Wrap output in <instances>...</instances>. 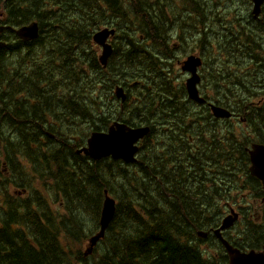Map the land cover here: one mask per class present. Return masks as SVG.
I'll list each match as a JSON object with an SVG mask.
<instances>
[{
  "label": "trees",
  "instance_id": "1",
  "mask_svg": "<svg viewBox=\"0 0 264 264\" xmlns=\"http://www.w3.org/2000/svg\"><path fill=\"white\" fill-rule=\"evenodd\" d=\"M4 1L0 0L2 11L12 27L32 21L47 27L45 20L53 18V26L59 28L49 31L53 37L46 34L28 44V49L15 37L16 51L8 46L0 50V264H230L226 252H219L222 258L218 260L215 250L204 251V237L199 236L221 225L230 200L246 201L242 193L229 194L216 188L211 175L227 178L225 171L235 164L236 156L246 157V176L251 175L248 150L246 155L237 151L228 134L220 139L225 145H218L215 136L204 129L192 147L184 135L186 130L178 125L174 143L163 139L155 153L147 143L154 135L150 132L140 144L137 162L130 165L112 158L94 160L80 151L93 133L106 131L115 120L114 114L102 112L95 95L101 87V65L99 47L93 43L98 31L93 22L115 28L113 49L125 50L121 65L130 68L134 55L131 71L108 66L107 78L113 83L108 88L113 89L115 80L124 74L123 85L153 90L150 102L144 94L145 103L136 113L142 115L137 120L144 123L131 122L125 114L128 119L123 121L130 126L137 123L133 127H151L148 113L160 110L159 117L165 120L168 110L181 109L186 99L184 88L176 86L177 80L170 74L174 67L166 68L155 60L160 51L163 55L175 46V52H187L198 46L204 55L206 49L217 45L219 61L236 66L246 60V46L252 56L261 47L263 36L253 15L246 13L242 23L238 22L239 29L224 39L212 34L213 8L205 9L207 4L202 9L191 6L190 12L186 0H89L88 9L85 0H62L58 9H65L63 16L56 13L55 0ZM253 22L258 23L257 30L248 29ZM42 42L47 45L44 49ZM57 44L65 52L62 77L70 78L72 88L75 85L67 95L64 90L56 91L62 87L54 65ZM85 46L89 49H83ZM67 53L73 54V60L66 58ZM173 55L179 62L178 53ZM208 56L205 63L212 80L205 87L213 90L215 84L222 83L220 91L235 96L233 85H242L239 72L225 65L211 66L212 52ZM121 57L120 53L115 61ZM248 80L250 97L260 94L252 89L253 79ZM44 83H49L47 95L38 98ZM236 101L240 109L246 106V111H254L246 115V121L261 125L263 130L264 103L256 107L240 104L241 98ZM68 106L73 114L67 112ZM64 112L68 116L65 124L61 122ZM180 128L181 141L177 138ZM252 129L246 128V147L264 138L260 132L250 133ZM171 146L176 149L174 159L165 153ZM238 174L229 176L231 183H238ZM106 192L116 201V214L104 237L86 255L84 245L100 233ZM256 196L264 201V194ZM250 217L246 213V229L242 231L246 244L240 247L258 251L264 246V209L257 215L258 221ZM219 248L224 250L221 245Z\"/></svg>",
  "mask_w": 264,
  "mask_h": 264
},
{
  "label": "flooded vegetation",
  "instance_id": "2",
  "mask_svg": "<svg viewBox=\"0 0 264 264\" xmlns=\"http://www.w3.org/2000/svg\"><path fill=\"white\" fill-rule=\"evenodd\" d=\"M8 0H5L4 3H6ZM56 4H54L55 7V11L56 13H58L60 11V16L65 15V9L63 7L58 9V6H62V0H55ZM252 1L253 0H249ZM84 7L86 9H88L90 2L89 0H85L83 1ZM252 2H249L246 5V13L249 14V16L252 14V9H251V5ZM65 4V3H63ZM239 4V3H235L234 0H229L226 5H225V9L226 11H229L231 7H233L234 5ZM262 8V9H261ZM261 10V14L259 16V18H255L253 16V19L259 23V28L261 30L262 36H263V40H262V44L260 49H257L258 51V55L255 58H258L259 60L257 61H250L249 59L252 58L250 52L251 49H249V47L246 46V49H244V54H243V58L246 54V60L243 59L242 62L238 63L236 66L233 63H229V62H220L218 59V55H217V49H213L212 51V64L211 66L214 67H219V65H225L227 67H230L231 69H236L239 72V76L242 79V85H233V88L235 89L236 93L234 94L235 96H231V94L225 93L220 91V93L218 92H212L213 90H209L211 89L210 87H205V85L207 84L208 81L212 80V78H210L209 73H207V64L205 63V56L203 55V51L202 49H199V47L197 46L196 49H194V51L192 50H187L184 51H179V52H175L178 53L180 57V61H175L174 59V55H167L166 53H170L169 51H166L163 53V55H161V51L158 57H155V60H157V63L160 65L162 64L163 66H167L168 68H173V70L175 69V72H173V79L175 80H179L177 78V75L180 74L181 78L185 79V81L187 80V78L190 76L188 73H185L182 71V64L184 63V61L192 55L198 56L200 58H202L203 60V65L202 67L198 70V73L201 77V83L198 86L199 91L201 92L202 90L205 91L206 96H210L212 97L211 99H207L205 104H198L195 102H192L191 107H193L191 110H188L186 108V106L182 107L181 109L177 110V112H179L180 114V118H175L174 115L172 117V119L184 130L187 129V127L194 129L196 131L198 130V126H203L204 129L207 131V133H210L211 135L215 136V138L219 141L218 145H225V143L221 142L220 139L222 138L223 134H228V138L232 139V142L230 144H232V146L237 149V151H241L243 150L245 155H246V150H248V154H249V158H250V151L252 150V147L254 144H261L264 145V138L260 139L258 141L255 142H251L249 144L248 147H246V129L241 132L239 130H237V127L235 126L236 124H239L241 122H246V128H253L254 130H251L250 133L257 135V132L261 133V136L264 137V130L261 129V125H256L253 126L251 124H249L246 121V115H248L249 113H252L254 111H246V106L244 109H240L237 106V109L234 108V100L235 98H241L244 97V94L246 93V83H249L248 79H253V86L252 89L258 93H262L261 95V99H260V103H264V0L261 4V7L259 9V13ZM6 11V10H5ZM7 12V11H6ZM214 13V14H213ZM212 24H213V32L212 34L217 35V37L222 36L225 38H228V35L234 34V30L229 23H227L226 21H220L218 18V11L212 12ZM6 18L7 15L6 13H4L2 11V5L0 4V27L3 28L2 32H0V43L2 42V40H5L4 42L7 43V46L10 47L11 51H16V47H15V40L14 38H18L22 43H24V47H26L27 49L30 48L28 46V44L34 43L35 41H37L39 38H42L44 35H49L51 36L52 34L49 32L50 30H54L57 31V29L59 28L58 25L53 26L52 24V19L49 22L48 19L45 20V24H47V27H44L43 24H41L38 21H32L30 23H28L27 25L21 26V27H17L16 29L13 28L12 26L8 25L6 23ZM38 23L39 26V37L33 41H24L22 39H20L17 36V31L19 29H21L22 27L28 26L31 23ZM242 23V22H241ZM257 23V24H258ZM102 28H107L106 24L103 23V26H101ZM252 28L250 26H248V29ZM114 29V28H113ZM253 29V28H252ZM53 37V36H51ZM115 40L117 39V36H114ZM112 42V39L110 40ZM56 42H59V37H56ZM7 47V49H8ZM40 48V47H39ZM34 49H38L37 46H35ZM76 49H81L80 47H77ZM83 49H89L88 46L83 47ZM99 49V52L102 51V49ZM25 50V49H24ZM61 49H59V45L57 44V46L55 47L54 50V55L56 57V62L54 63L55 67H56V76H57V80L59 83L63 82L64 79L62 77L63 75V71L62 68L65 67L66 63L64 61V57H65V52H61ZM114 52V49H113ZM67 55H69V53H67ZM72 57L68 58L71 60H73V54H71ZM118 55H120V53H118ZM248 56V57H247ZM247 60H249V62H246ZM101 65V64H100ZM111 65H116L114 61L109 62L107 64L106 67H103L101 65V87L100 89H104L106 90V92L111 95L112 98H114L115 102H118L119 104H115L117 106H120V108L125 111V108L127 107V101L133 96L137 94L138 89L136 88L137 85L136 84H125L123 85V83L121 81H119V79H116L114 83H116V85L114 86L113 89H109L108 88V84H113L112 81L110 79H108V71L107 68L108 66ZM177 66V67H176ZM166 67V68H167ZM246 68V69H244ZM218 71H216L215 73H217ZM223 72V71H220ZM170 74H172V72H170ZM262 75V78H259V76ZM226 77V76H225ZM68 88H65V86L61 87L60 90H58L57 92H61L64 90V92L68 93ZM121 88L124 91V95L126 96V100L123 101L122 98H119L117 96V92L118 89ZM67 91V92H66ZM72 91V90H71ZM85 93L87 94L89 92L88 88L85 90ZM137 96V95H136ZM135 96V98H136ZM185 102V101H184ZM223 102V104L221 103ZM114 104V103H113ZM211 106L214 107H218V108H222L226 111H228L230 113V117L229 118H221L218 119L216 118L213 113H212V109ZM124 107V108H123ZM68 111H71L70 106L67 107ZM123 121V120H121ZM254 121H256L254 119ZM264 128V127H263ZM259 130V131H258ZM245 131V132H244ZM204 134L202 132H200L196 138H194L193 140L190 139V137L184 133V135H187L189 140H190V145L191 146H196V143L194 142L197 139L201 138V135ZM243 161V164H240V162ZM233 162L235 163L233 166H228L229 168H227V170L225 172H227V178H225L223 175L220 176L218 173H213L211 172V175L213 177V181H215V187L220 189V190H224L223 187H226L227 190H224L225 192H228L229 194L232 193H238L237 191H243L246 192V189L250 190L252 194H254V192L256 194H264L263 191V187L261 182L253 177L252 175L249 174V176H246V157L242 160L240 159L238 156H236L233 159ZM251 164L249 165L250 168ZM213 171V170H212ZM224 172V173H225ZM234 172H238V176L236 180L238 183L235 182H230L231 178L229 177L230 175H233ZM245 172V173H244ZM220 176V177H219ZM227 181V182H226ZM246 181L254 184L255 187H253L251 184H247L246 185ZM218 182H221L222 184H218ZM207 189H209L210 187H206ZM246 196V195H245ZM237 209V210H236ZM232 211H236L238 213V215H240V219L243 218L244 215H246V212H249L250 210L246 209V205L236 208L234 206H231L228 210V212H232ZM231 230L224 232V237L235 247L239 248L241 250V243H238L237 238L231 239L229 236L231 235ZM239 240L241 241H246V239L244 238H240L238 237ZM210 245L212 246H220V242L217 240V238L210 233L208 237H206L205 239H203V246L202 249H208L210 247ZM243 250V249H242Z\"/></svg>",
  "mask_w": 264,
  "mask_h": 264
},
{
  "label": "rangeland",
  "instance_id": "3",
  "mask_svg": "<svg viewBox=\"0 0 264 264\" xmlns=\"http://www.w3.org/2000/svg\"><path fill=\"white\" fill-rule=\"evenodd\" d=\"M127 1V0H126ZM205 2H203V0H186V3H187V8L190 9V12H192V9H191V6H194L195 8L199 7L202 9V5L204 4H207L206 8L207 9L208 7H211L213 8L214 12L216 13L218 11V18L220 21H226L227 23L230 24V26L233 28V29H239V24L238 22L241 23V21L245 18L246 16V5L249 3V2H252V1H249V0H243V2L239 3V4H236L234 5L233 7L230 8L229 11H226L225 9V5L224 4V1L225 0H204ZM127 8H130L129 6ZM181 8V6H179V9ZM74 14V12L72 13ZM61 20H62V23L65 21V19L63 17H61ZM68 21V25L70 26L71 24V19L67 20ZM96 30L100 31H104L106 29L102 28L101 25H99L98 23L96 22H93ZM250 27H252L254 30H257L258 29V24L253 22ZM114 27H111L109 30H115V28L113 29ZM108 29V28H107ZM115 32V31H114ZM170 34V33H168ZM73 37V35H72ZM120 38V37H119ZM112 39V38H111ZM126 38L123 37V40H125ZM46 42V41H45ZM108 43L112 46V48L114 47V45L112 44V42L109 40ZM107 43V44H108ZM213 43H216L215 40H213ZM47 45L42 42L41 43V49H44L46 48ZM174 49H170L168 50L170 53H172V55L175 53V46H173ZM213 49H219L217 47V45H214L212 47H210V49H206L204 51V56L206 59L209 58L208 56V53L209 52H212ZM139 52V51H137ZM118 53H121L122 54V57L120 58L119 62H116L115 61V58L118 55ZM124 54H125V50L124 49H114V52L112 51V54L110 56V58L108 59L109 62H112L114 61L115 64L120 67L124 72H127V70H132L133 68H131V61H132V58H134V55L131 56V59L129 61V65H130V68L127 67L126 65H121L123 59H124ZM184 54V52H183ZM182 54V55H183ZM251 54V52H250ZM178 55V58L182 57ZM257 55H258V51H257ZM257 55L255 56H252V58H255L257 57ZM72 57L71 54L67 55L66 58H70ZM248 57V56H247ZM87 61V60H85ZM246 62H249V60H247ZM101 64V63H100ZM102 65V64H101ZM91 66V64H90ZM103 66V65H102ZM167 67V66H166ZM168 68V67H167ZM246 69V68H244ZM174 72H175V69H174ZM176 73V72H175ZM172 76H173V73H172ZM119 77V81L121 82H125V76L124 74H121L118 76ZM263 76L260 75L259 78H262ZM177 78L179 79L178 81L175 82V85L176 86H180V87H183L184 88V93L186 94V99H185V102L183 104V107L186 106V108L188 110H191L193 107H191V104H192V101L188 95V91L186 89V85H184L185 83V79L181 78V75L178 74L177 75ZM70 78L67 77L65 78L64 77V81L59 83V86H65V88L69 87L68 88V92H71V90L74 88H72V84L70 82ZM187 83V82H186ZM49 85V83H44V84H41V90L40 92L36 95V97L40 98L41 96L43 95H47L46 91V87ZM67 85V87H66ZM217 87L213 89L212 92H215V89H217L218 91H220L221 87H222V83L220 84H215ZM56 87H54L55 89ZM85 90L87 89V85L85 86L84 88ZM56 91H58L56 89ZM222 92H224L223 90H221ZM246 91V90H245ZM220 93V92H218ZM144 94H145V98L150 102L151 98L154 96L153 94V90L151 91H142V90H138L137 91V96L136 95H133L126 103H127V107L125 108V111H123L120 106H117L115 104H119L118 102H115L114 98L111 97V95H109L106 90L104 89H99L95 95H96V98L98 99V101L100 102V107L102 108V112L103 113H112L114 114V118L115 120L112 121L111 125L107 128L106 131H109V129L113 126H115V124H121V122H119V120H127L128 117H130V120L131 122H134L137 120V118H139L140 116L142 117L141 114H136L138 112V109L142 110V104H144ZM200 95L207 101V99H211L212 97L210 96H206L205 94V91L202 90L200 92ZM261 95L262 93L258 94V95H255V96H251L250 97V94L248 92H246L244 94V97H241V101H239V103H244L245 105L246 104H249L251 106H256V107H261V105L263 103H260V99H261ZM136 96V98H135ZM250 97V98H249ZM162 101V100H161ZM114 103V104H113ZM223 104V102H221ZM240 103V104H241ZM234 108L237 109V106H238V101H236L234 104ZM161 106V103L159 104V107ZM124 108V107H123ZM145 108V107H144ZM126 110L128 111L129 114H126ZM69 114H73L74 111H67ZM130 115L128 117H123V115ZM159 114H160V110H155L153 111L152 114H149L148 113V119L150 121V126L152 127V131L154 133V135L152 136L151 138V141H148V147L153 149V151L151 152H155L157 153V146L159 145V143L163 140V139H168V143L167 144H172L174 143V139L176 140V134L177 132L175 130H178L179 129V126L178 124L172 119L173 115L175 118H180V114L179 112L177 111H171V110H168V114L167 116H165V120H162L160 119L159 117ZM68 120V116L67 114L64 112L61 114V122L63 124H65V122ZM139 122H143L141 120H137ZM136 121V122H137ZM127 123V122H125ZM144 123V122H143ZM141 123V124H143ZM137 123H135L136 125ZM134 125V126H135ZM235 126L237 127V130L239 131H243V129L245 130L246 129V122H241L239 124H236L235 123ZM141 127H145V126H139V127H136V128H141ZM264 127V126H263ZM154 129V130H153ZM198 130L199 131H196L194 129H191L189 127H187L186 131H183L185 132V134H187L191 140H193L194 138H196V136L204 131V127L203 126H198ZM253 130V129H252ZM264 130V128H263ZM259 131V130H258ZM245 132V131H244ZM177 138L179 141L182 140V130L180 128V131L177 135ZM196 144H198V141L195 140L194 141ZM150 144H152L153 146H149ZM194 147V146H192ZM168 152V155L170 158H175L176 156V149L174 146H171L170 149L166 150L165 153ZM219 184H222V183H219ZM210 186V185H209ZM224 190H227L226 187H223ZM225 192V191H224ZM238 193H242L244 195H246V201H241L239 199H236V200H230L229 203H227L226 205H231V206H234L236 208H239V207H242L244 205H246V209L247 210H250L249 212H246L248 213L249 215H251V219H255L256 221L257 220V215H261L262 212H263V209H264V201L259 199L257 196L254 197L256 195V193L254 192V194L250 193L251 191L246 189V192H243V191H237ZM228 193V192H226ZM249 197V198H248ZM223 206H225V203H222ZM61 212H63V210H60ZM246 215L243 216V218L240 219V221L235 225V227L231 230V235L229 236L231 239L234 240V238H237V241H239L241 244H246V241H241L238 239V237L240 238H244L245 239V235L242 234V231L244 229H246ZM89 240V239H88ZM89 248V242L87 241V243L84 245L83 247V252H86L87 249ZM204 251H213L215 250L216 251V254H217V259H221L222 257L219 255V252H222L223 254L226 252L224 250H221L219 248V246H212L209 247L208 249H203ZM226 254V253H225Z\"/></svg>",
  "mask_w": 264,
  "mask_h": 264
},
{
  "label": "water",
  "instance_id": "4",
  "mask_svg": "<svg viewBox=\"0 0 264 264\" xmlns=\"http://www.w3.org/2000/svg\"><path fill=\"white\" fill-rule=\"evenodd\" d=\"M255 3L254 12L258 13V9L263 0H253ZM3 28L0 27V32ZM17 36L24 41H33L39 37L38 23L34 22L28 26L22 27L17 32ZM113 30L106 29L99 31L93 36L94 42L101 46L103 49L100 62L106 66L107 61L112 54V46L108 43L111 36L114 35ZM108 43V44H107ZM5 43H0V48L5 47ZM202 66V60L195 56H190L183 63V71L191 74V77L187 80L186 88L191 100L197 103H204L205 101L200 98L198 91V84L201 81L197 71ZM117 96L126 100L123 89L119 88ZM214 116L217 118H228L230 113L222 108L211 106ZM150 129L148 127L130 128L124 124H115L106 133H95L88 140V147L82 149L80 153L91 157L94 160H100L107 157H112L115 160H122L125 163H133L136 158L135 155L138 152L136 143L143 139ZM251 167L250 172L252 176L258 178L264 189V145L254 144L250 151ZM116 214V201L108 196L106 192L105 201L100 218V233L94 236L91 242V249L96 243L104 237L106 230L110 226ZM238 214L234 211L228 217L224 218L219 229L214 231V234L221 241L225 247L230 264H264V246L261 251L250 250L249 252H241L240 250L231 246L223 237L222 233L232 226L238 220ZM207 234L199 233V236Z\"/></svg>",
  "mask_w": 264,
  "mask_h": 264
},
{
  "label": "bare ground",
  "instance_id": "5",
  "mask_svg": "<svg viewBox=\"0 0 264 264\" xmlns=\"http://www.w3.org/2000/svg\"><path fill=\"white\" fill-rule=\"evenodd\" d=\"M13 28H15V29H16L17 27L15 26V27H13ZM236 210H237V209H236ZM101 211H102V210H101ZM235 212H236V211H235ZM100 217H101V216H100ZM203 231H204V230H203ZM195 240H196V239H195Z\"/></svg>",
  "mask_w": 264,
  "mask_h": 264
}]
</instances>
